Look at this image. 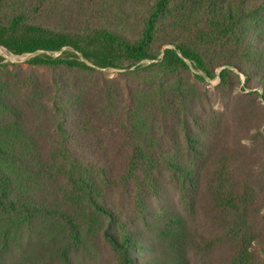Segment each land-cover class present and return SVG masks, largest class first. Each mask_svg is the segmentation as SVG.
Wrapping results in <instances>:
<instances>
[{
  "label": "trees",
  "instance_id": "obj_1",
  "mask_svg": "<svg viewBox=\"0 0 264 264\" xmlns=\"http://www.w3.org/2000/svg\"><path fill=\"white\" fill-rule=\"evenodd\" d=\"M19 1L0 19V47L32 54L23 92L0 81V264H74L91 249L114 264H195L191 251L209 245L196 211L231 233L247 218L232 157L202 137V82L221 68L222 85L242 75L264 101V0ZM31 13L59 26L30 23ZM165 173L181 209L158 203ZM46 230L58 239L50 248L38 238Z\"/></svg>",
  "mask_w": 264,
  "mask_h": 264
},
{
  "label": "rangeland",
  "instance_id": "obj_2",
  "mask_svg": "<svg viewBox=\"0 0 264 264\" xmlns=\"http://www.w3.org/2000/svg\"><path fill=\"white\" fill-rule=\"evenodd\" d=\"M19 5V0H5L0 7V19L3 20L17 11ZM261 21L264 23L263 20ZM28 22L51 27L59 26L49 14L33 16L31 13L28 15ZM257 42L250 41L256 46L259 45ZM31 56L32 54L15 55L0 47V81L8 83L12 91L23 92L24 89L19 87L21 81L25 82L24 78L29 77V72L25 69L26 62ZM258 58L260 57L255 60H259ZM148 62L144 61L142 64ZM220 69H215L211 78L204 76L205 80L202 82L207 99L205 126L208 127L205 129L206 134L202 133V137L216 136L213 142L214 151L232 157L236 183L239 181L246 191L244 207L247 208V218L235 232L231 233L230 230L226 232L224 224L214 220L211 215L207 216L204 212L196 211L193 215V220L196 221L194 225L197 231L205 234L202 239L209 245L206 246L205 252L196 249L191 251V259L195 264H218L214 260L216 256L239 249L250 255L251 264H264V101L252 94L256 89L251 79L246 82L242 75L239 78L240 83L236 78H232L230 81L232 84L222 85L218 78ZM102 72L108 77H115L120 70L102 69ZM192 72L202 74L201 71L192 70ZM30 93L31 90L28 89L27 95L29 96ZM211 126H215L217 131L212 130ZM206 182V171L203 170L201 187L198 188L196 195L199 199L206 189L204 188ZM164 202H171L179 209L185 206L177 188L166 173L162 178V191L158 203ZM25 237V233H19L12 243L13 249L23 248ZM38 238L42 240L40 244L48 248L58 240H52L47 230L39 234ZM37 241V236L32 237L29 246L32 247ZM198 242L202 243L200 240ZM91 250V253L75 252L72 255L74 264H84L89 261L114 264L112 255L106 250ZM147 255L148 253L145 252L144 256Z\"/></svg>",
  "mask_w": 264,
  "mask_h": 264
}]
</instances>
